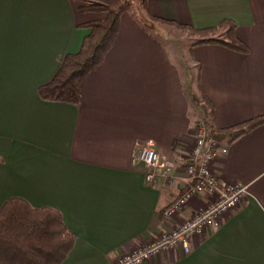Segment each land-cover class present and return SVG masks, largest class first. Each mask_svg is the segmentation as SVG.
<instances>
[{
	"label": "crops",
	"instance_id": "obj_1",
	"mask_svg": "<svg viewBox=\"0 0 264 264\" xmlns=\"http://www.w3.org/2000/svg\"><path fill=\"white\" fill-rule=\"evenodd\" d=\"M95 1L113 2L0 0V209L18 197L58 210L76 241L56 264H114L204 206L202 194L165 216L185 185L197 96L212 105L219 128L264 115V0H145L146 17L162 25L217 27L204 37L223 36L231 20L249 49L191 42L186 82L134 7L122 13L102 65L85 77L81 102L43 99L39 87L81 48L90 31L83 24L105 17L80 11ZM226 142L215 168L248 187L239 208L195 237L189 253L177 246L142 264H264V123ZM146 144L175 163L154 182L136 157Z\"/></svg>",
	"mask_w": 264,
	"mask_h": 264
},
{
	"label": "trees",
	"instance_id": "obj_2",
	"mask_svg": "<svg viewBox=\"0 0 264 264\" xmlns=\"http://www.w3.org/2000/svg\"><path fill=\"white\" fill-rule=\"evenodd\" d=\"M131 4V0H120L118 5L95 1L79 7L80 11L105 12L106 15L83 24L90 29L89 33L81 48L67 53L52 79L39 87L43 99L81 102L85 77L104 62L120 33L121 15ZM222 25L226 27L222 37H202L195 43L219 42L234 50L247 52V44L235 35V23L225 20ZM216 28L191 27L204 35L215 32ZM201 101L210 138L230 143L264 123L263 115L233 127L219 128L212 105L203 97ZM75 241L76 236L68 229L58 210L35 208L18 197L7 200L0 209V264L61 263L68 257Z\"/></svg>",
	"mask_w": 264,
	"mask_h": 264
},
{
	"label": "built area",
	"instance_id": "obj_3",
	"mask_svg": "<svg viewBox=\"0 0 264 264\" xmlns=\"http://www.w3.org/2000/svg\"><path fill=\"white\" fill-rule=\"evenodd\" d=\"M195 113V142L183 168L185 185L180 195L166 207L165 216L178 214L193 198L202 194H205L206 203L194 210L192 215L179 225L140 244L120 256L114 264H142L153 256L177 246H182L184 252L189 253L195 237L204 235L209 228L219 229L246 197L248 187L245 184L229 181L215 168L217 158L228 152V143L226 140L210 138L205 118ZM136 157L148 167L149 182H154L158 173H167L175 168L174 161L160 153L152 144H146L137 150Z\"/></svg>",
	"mask_w": 264,
	"mask_h": 264
},
{
	"label": "rangeland",
	"instance_id": "obj_4",
	"mask_svg": "<svg viewBox=\"0 0 264 264\" xmlns=\"http://www.w3.org/2000/svg\"><path fill=\"white\" fill-rule=\"evenodd\" d=\"M104 2V1H103ZM120 0H113L114 5H118ZM132 4L128 9H134V7H138L139 13H142L145 18H143L145 22V27L154 35L156 36L160 41L164 42L175 62L178 63L181 70H183L184 73V79L186 82H190V76L189 78V62L191 54L188 51V48L190 46L191 42L199 40L201 37H204L206 35L197 33L196 31L189 29V28H177V27H169L167 25H162L160 23H157V20L155 18H148L144 14L143 11V0H131ZM127 9V10H128ZM224 34V33H223ZM195 36V37H194ZM217 37H222L221 35H216ZM192 65V64H191ZM191 75L193 74L195 79V68L191 66ZM192 83V82H191ZM190 83H188L187 87H190ZM193 90L198 91L197 87L193 88ZM192 91V90H191ZM202 101L201 98L197 96L194 107L196 111H198L199 116L205 118L203 114V107H202ZM206 120V119H205Z\"/></svg>",
	"mask_w": 264,
	"mask_h": 264
}]
</instances>
